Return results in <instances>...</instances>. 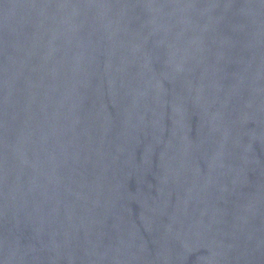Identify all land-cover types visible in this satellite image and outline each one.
I'll return each mask as SVG.
<instances>
[{"label": "water", "instance_id": "1", "mask_svg": "<svg viewBox=\"0 0 264 264\" xmlns=\"http://www.w3.org/2000/svg\"><path fill=\"white\" fill-rule=\"evenodd\" d=\"M0 264H264V0H0Z\"/></svg>", "mask_w": 264, "mask_h": 264}]
</instances>
